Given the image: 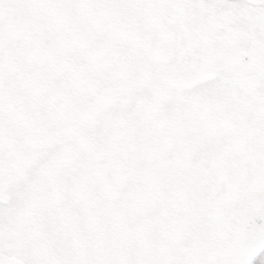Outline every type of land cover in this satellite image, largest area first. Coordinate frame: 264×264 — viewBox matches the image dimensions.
Here are the masks:
<instances>
[{"label": "snow or ice", "instance_id": "snow-or-ice-1", "mask_svg": "<svg viewBox=\"0 0 264 264\" xmlns=\"http://www.w3.org/2000/svg\"><path fill=\"white\" fill-rule=\"evenodd\" d=\"M152 2L0 0V141L9 119L20 125L18 171L10 179L0 148V184L8 180L13 194L0 203V264L15 251L7 238L13 205L23 207L53 184L71 192L87 182L96 185L91 203L108 218L130 232L149 228L157 264H264V137L250 153L248 141L221 124L177 129L193 106L231 91L233 70L222 61L212 78L180 84L197 62L175 29L157 46L101 14ZM202 5L264 14V4L252 0L190 3ZM255 95L264 104V79ZM144 121L154 137L138 127L132 140L144 152L128 140L113 147L117 131ZM185 155L190 171L159 170L161 161ZM220 158L226 163L217 169L212 162ZM139 255L126 249L123 264H140ZM28 264L44 261L29 256Z\"/></svg>", "mask_w": 264, "mask_h": 264}, {"label": "rangeland", "instance_id": "rangeland-1", "mask_svg": "<svg viewBox=\"0 0 264 264\" xmlns=\"http://www.w3.org/2000/svg\"><path fill=\"white\" fill-rule=\"evenodd\" d=\"M190 3L191 0H153L145 8H117L101 14L117 22L125 35L145 36L157 46L165 42L168 29H175L178 38L187 41L188 47L190 44L193 47L191 53L194 61L210 53L216 59H222L233 49L247 51L250 47L257 48L258 55L264 58V39L254 22L235 12L233 26H230L231 21L214 30L209 27V19H203L200 23L197 18L200 12ZM220 10L214 15L221 13ZM213 19L210 15V20ZM220 62L222 60L217 64ZM198 70L199 67L177 82L189 84L191 81L198 82L200 78H212L191 77L199 75L202 70ZM235 75L232 73V89L229 93L217 96L210 105L193 106L177 122V129L221 124L239 140L248 141V151L254 153L255 138L264 137V104H259L255 95L256 84L264 79V63L260 77L255 80ZM15 110V106L10 108V111ZM146 125L147 121H144L124 131H117L113 137V147L128 140L134 152H144L145 148L132 143V140L138 127H145L146 136L154 137L153 131ZM5 129L0 148L6 149L3 174L10 179L18 171L20 125L16 119H9ZM151 145L155 147V139ZM238 149L237 143L232 151ZM212 163L217 169H222L226 160L220 158ZM192 168L191 159L185 155L182 159L173 157L161 161L159 170L185 172ZM195 176L192 173L186 179L191 182ZM8 183L6 180L0 184V203L5 198L8 199L7 203L13 199V194L8 191ZM95 192L96 185L90 182L71 192L53 184L37 191L23 207L13 205L7 238L9 247L15 251L5 255L4 264H28L29 256L44 261V264H123L122 255L128 248L139 251L140 264H157L150 256L152 242L148 238L149 228L141 227L136 232H130L118 219L108 218L106 210L97 209L91 203Z\"/></svg>", "mask_w": 264, "mask_h": 264}, {"label": "flooded vegetation", "instance_id": "flooded-vegetation-1", "mask_svg": "<svg viewBox=\"0 0 264 264\" xmlns=\"http://www.w3.org/2000/svg\"><path fill=\"white\" fill-rule=\"evenodd\" d=\"M197 9L200 12L197 17L200 23L203 19L207 18L209 19V27L214 30L219 29V27H221L224 23H230L234 19L235 12H238L239 16H244L249 21L254 22L256 28L261 32V37L264 39V14H254L249 9L235 7L223 8L220 10L221 13H216V15H214L215 12L220 8L202 5L197 7ZM210 15L214 17L213 20H210ZM232 23L233 21L230 23V26H233ZM196 46H194V49ZM189 49H193L191 44ZM257 51L258 49L254 47H250L247 51H242L236 48L231 50L228 55H223L222 59H216L212 53L205 54L204 56H201V60L200 58L197 61L195 60L197 62V68L199 67V70H202L201 73L191 77H212L217 62L222 60L223 62H226L228 67L233 70L232 73L237 75H235V77H247L249 80H255L256 77H260V71L263 68L264 63V58H262L261 55H258ZM2 189L3 185L1 187V190ZM4 203H6V200H4Z\"/></svg>", "mask_w": 264, "mask_h": 264}, {"label": "water", "instance_id": "water-1", "mask_svg": "<svg viewBox=\"0 0 264 264\" xmlns=\"http://www.w3.org/2000/svg\"><path fill=\"white\" fill-rule=\"evenodd\" d=\"M252 2H255V3H264V0H252Z\"/></svg>", "mask_w": 264, "mask_h": 264}]
</instances>
